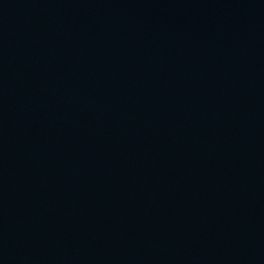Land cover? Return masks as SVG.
I'll return each mask as SVG.
<instances>
[{"label":"water","instance_id":"obj_1","mask_svg":"<svg viewBox=\"0 0 264 264\" xmlns=\"http://www.w3.org/2000/svg\"><path fill=\"white\" fill-rule=\"evenodd\" d=\"M0 264H264V0H0Z\"/></svg>","mask_w":264,"mask_h":264}]
</instances>
